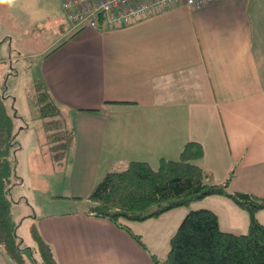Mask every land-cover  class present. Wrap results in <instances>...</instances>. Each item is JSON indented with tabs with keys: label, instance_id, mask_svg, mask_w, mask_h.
<instances>
[{
	"label": "crops",
	"instance_id": "1",
	"mask_svg": "<svg viewBox=\"0 0 264 264\" xmlns=\"http://www.w3.org/2000/svg\"><path fill=\"white\" fill-rule=\"evenodd\" d=\"M60 19L56 35L29 53L42 56L36 79L46 82L75 131L67 156L80 170L71 197L87 200L106 172L118 170L115 163L157 167L163 157L178 158L189 140L202 143L212 180L224 181L236 167L232 189L261 193L256 185L238 187L237 171L264 163V0L178 4L118 28L77 29ZM235 206L220 195L192 208H210L224 230L245 232ZM188 210L129 221L144 244L87 207L47 214L38 226L59 264H156L167 258ZM4 254L0 247L1 264H11Z\"/></svg>",
	"mask_w": 264,
	"mask_h": 264
},
{
	"label": "trees",
	"instance_id": "2",
	"mask_svg": "<svg viewBox=\"0 0 264 264\" xmlns=\"http://www.w3.org/2000/svg\"><path fill=\"white\" fill-rule=\"evenodd\" d=\"M37 104L48 132L47 152L53 163L64 162L75 131L68 124L62 108L46 82L36 79ZM0 90V247L14 264H28L23 254L19 223L14 219L11 197L16 172L17 137L15 114H12ZM17 116V115H16ZM204 147L189 140L176 159L161 158L157 167L145 160L131 161L121 170L108 171L88 194L87 211L107 218L127 230L144 244L128 221L155 218L181 206H188L176 232L170 238L166 258L170 264H264V223L257 212L264 208V195L232 189L236 174L233 167L222 182L212 180L204 168ZM230 198L249 214L248 230L236 233L221 227L219 215L210 208H192L207 196ZM31 226L40 256V264H59L52 244L43 236L38 224Z\"/></svg>",
	"mask_w": 264,
	"mask_h": 264
},
{
	"label": "rangeland",
	"instance_id": "3",
	"mask_svg": "<svg viewBox=\"0 0 264 264\" xmlns=\"http://www.w3.org/2000/svg\"><path fill=\"white\" fill-rule=\"evenodd\" d=\"M62 6V0H13L10 5L0 4V90L5 93L4 100L10 112L15 114L18 131L16 139L21 144L16 152V172L19 178L13 179L11 190L14 199L12 214L19 223L18 232L23 240V254L28 264H40L39 252L31 232L34 221L38 224L40 217L51 213L82 210L90 202L86 198L81 201L71 197L73 175H77L80 170L73 154L69 160L66 156L61 164L53 163L48 152L45 156L48 160L42 155V150H47L48 132L45 129V118L39 111L35 88L36 78L42 77V56L29 52H36L56 35L61 25L60 18L71 25ZM25 29H28L26 36L23 33ZM20 54L23 55L19 57ZM63 114L68 116L66 111ZM72 120L75 123L76 116ZM114 166L118 170L123 169L121 163H115ZM242 168L245 169L243 173ZM256 170L259 171L257 174L254 173ZM237 172L240 174L238 187L250 188L256 185L261 190L258 194L264 195V163L251 167L247 163L240 166ZM237 206L238 218L245 220L249 226L248 212ZM184 209L186 206L178 207L180 213L185 212ZM257 217L264 223V208L257 212ZM140 225L143 230L150 228L148 222H141ZM1 259L0 256V264ZM156 264L170 263L162 257Z\"/></svg>",
	"mask_w": 264,
	"mask_h": 264
},
{
	"label": "built area",
	"instance_id": "4",
	"mask_svg": "<svg viewBox=\"0 0 264 264\" xmlns=\"http://www.w3.org/2000/svg\"><path fill=\"white\" fill-rule=\"evenodd\" d=\"M221 0H63L74 28H118L178 4L202 6Z\"/></svg>",
	"mask_w": 264,
	"mask_h": 264
},
{
	"label": "clouds",
	"instance_id": "5",
	"mask_svg": "<svg viewBox=\"0 0 264 264\" xmlns=\"http://www.w3.org/2000/svg\"><path fill=\"white\" fill-rule=\"evenodd\" d=\"M13 0H0V4H12Z\"/></svg>",
	"mask_w": 264,
	"mask_h": 264
}]
</instances>
